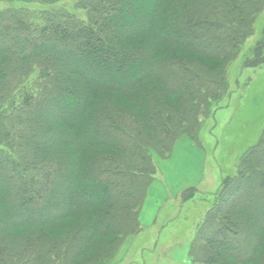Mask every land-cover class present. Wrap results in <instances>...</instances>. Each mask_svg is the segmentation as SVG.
<instances>
[{
  "label": "trees",
  "instance_id": "obj_1",
  "mask_svg": "<svg viewBox=\"0 0 264 264\" xmlns=\"http://www.w3.org/2000/svg\"><path fill=\"white\" fill-rule=\"evenodd\" d=\"M0 3V264H115L143 231L154 153L204 150L264 0ZM263 66L264 35L245 62ZM221 178L189 258L264 264V126Z\"/></svg>",
  "mask_w": 264,
  "mask_h": 264
},
{
  "label": "rangeland",
  "instance_id": "obj_2",
  "mask_svg": "<svg viewBox=\"0 0 264 264\" xmlns=\"http://www.w3.org/2000/svg\"><path fill=\"white\" fill-rule=\"evenodd\" d=\"M66 4L70 8L73 6L72 1ZM6 6V3H0V10ZM263 32L264 10L256 20L254 36L246 41L238 58L227 68L228 81L234 92L230 100L215 111L214 117L206 121L202 132L204 150L184 139L163 159L154 153L158 165L154 181L156 190L153 199L149 203L147 200L140 211L143 231L134 241L122 246L113 263L193 264L189 258L193 218L199 214L197 207L203 209L208 205L207 197L200 193L212 195L217 192L223 172L235 171L242 152L257 139L264 126V66L245 67L263 38ZM187 179L198 183L181 187V182ZM189 188H196L199 193L184 206L179 205L181 192ZM85 189L90 190L92 186ZM142 213L144 217L141 218ZM146 214L149 219L145 218ZM67 221L73 222L74 218Z\"/></svg>",
  "mask_w": 264,
  "mask_h": 264
},
{
  "label": "crops",
  "instance_id": "obj_3",
  "mask_svg": "<svg viewBox=\"0 0 264 264\" xmlns=\"http://www.w3.org/2000/svg\"><path fill=\"white\" fill-rule=\"evenodd\" d=\"M200 182V181H199ZM198 182H196L195 184H197ZM194 184V182L192 181V182H190V181H188V179L185 181V182H181V184H180V186L181 187H190V186H194L195 185ZM154 186V185H153ZM153 188V187H152ZM155 190H156V185L154 186V188L152 189V193H151V195H149V199H147L148 200V203L153 199V193L155 192ZM181 189H177V191H180ZM147 202V201H146ZM144 213V212H143ZM142 213V216H141V218L142 217H144V214ZM146 217L145 218H147V219H149L150 218V216L149 215H145Z\"/></svg>",
  "mask_w": 264,
  "mask_h": 264
}]
</instances>
